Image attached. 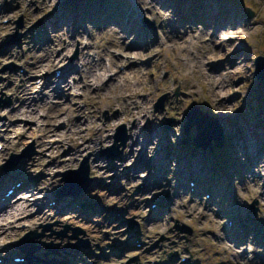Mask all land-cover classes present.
I'll list each match as a JSON object with an SVG mask.
<instances>
[{
    "label": "rangeland",
    "instance_id": "1",
    "mask_svg": "<svg viewBox=\"0 0 264 264\" xmlns=\"http://www.w3.org/2000/svg\"><path fill=\"white\" fill-rule=\"evenodd\" d=\"M76 1L0 0V49L9 43L6 50H0V117L9 126L3 134L9 147L0 152V165L12 169L5 172L3 190L21 180L32 185L30 192L21 189L13 196V201L26 198L28 206L9 227L27 226L18 231L0 232V245L10 243L2 248L3 252L13 256L18 254L19 249L14 243H22L29 235L36 248L32 252L33 264H84V261L124 264L128 257L131 258L127 264H147V260H156V264H177V258L184 253L179 244H185L191 253L187 264H264V161H261L264 159V94L261 84L253 76L255 57L264 55V0H219L215 3L207 0H88L94 15H90L87 4L83 6L79 0L80 15L70 10L66 13V23L62 13ZM132 7L137 8L136 13H141V21L132 19L135 21L133 30L127 31L122 17ZM247 7L254 12L252 18L245 14ZM56 10L61 17L54 24ZM106 12L113 15L112 20H107ZM19 17H22V26L16 33ZM8 18L10 21L5 24L3 20ZM145 19L153 28L145 24ZM39 21L49 26L45 27L39 41H33ZM224 31L231 32V36L221 38ZM18 37L25 50L15 54L17 43L10 39ZM85 39L90 42L89 46ZM124 54L137 57L125 58ZM85 55L90 56L94 67L100 64L107 67L102 77L95 75L101 69L94 73L93 67L87 71V79L82 74L85 67H78L79 74L69 73L66 66L80 64ZM53 59L56 68L64 69L68 74L66 83L72 88H64L65 83L63 88L54 91L50 84L48 87H41L42 81L37 84L43 70L49 72V77L45 75L46 71L42 75L45 82L53 79L49 62ZM198 61L194 69L192 65ZM31 63L43 70L24 74L25 81L21 85L27 84V91L34 85L39 86L36 94L29 91L26 97L17 93L14 85L20 77L18 66L23 73ZM112 75L115 80L105 86L103 80ZM133 75L135 78L131 79ZM80 76V83H77ZM84 84L87 87L81 91ZM177 88L179 94L175 95ZM69 89L83 92V99L69 95ZM164 93L169 94L164 110L155 112L154 103ZM29 97L39 99L23 108L28 111L23 114L21 107ZM73 101L78 104L73 105ZM192 103L216 117L225 136L223 147L212 149L218 156L215 167L218 172L207 177V171L200 173L198 170L201 165L189 167L197 181H204L202 185H206V179L213 181L214 195L210 200L204 199L202 185L195 193L189 192L187 175L181 170L184 164H178L177 174L171 177L163 169L171 165L168 157H165L168 160L165 164L160 152L155 153L158 149L155 142L167 139L170 155L175 156V163H181L184 148L179 150L176 146L184 138L183 116ZM167 118H173V121L166 129L162 125ZM122 124L127 142L123 153L113 160L110 159L113 150L109 149L113 137L109 135ZM157 127L164 130V134L156 132ZM233 127L244 129L253 147L262 154L261 159L257 156L259 153L253 151L248 154L252 160L248 163L233 150L228 159L220 162L219 157L230 150ZM35 128H40L41 134L48 132L46 136L53 141L57 137L53 135H71L74 145L67 142L59 147L53 141L42 143L44 140L39 139L40 134L34 132ZM142 130L146 133L139 144ZM132 133L136 139L132 138ZM256 133L260 135L258 141L254 139ZM195 134L193 127L187 136V146L190 147ZM122 138L121 135L117 143ZM96 140L99 145L95 144ZM52 143L55 145L51 146ZM145 143L153 160L150 171L142 167L147 159V153H143ZM19 154L23 156L17 160ZM85 157L88 158L90 181L77 194H72L76 190L64 184L65 174L60 173L77 168ZM14 160V167L8 165ZM23 164L26 170H22ZM124 168L128 172L119 174ZM36 169L41 172L36 174ZM20 172L23 174L16 179ZM226 181L231 185L227 186ZM34 183L40 190L49 187L51 193L68 192L72 199L66 201V195L58 196V205L48 206L53 199L48 195L39 207L33 204L39 193V189L33 192ZM140 183H144V188L137 190ZM153 196L150 201L157 204L155 208L147 204V197ZM255 201L257 215L251 207ZM80 202L85 205L84 211L81 216L73 215L72 208L76 209ZM63 204L72 208L62 210ZM105 207L110 208L102 210ZM115 207L121 208L122 218L127 216L128 225L133 223L135 228L141 229V241L149 247L146 251L136 250L135 239L129 236L124 224L101 227L100 223H95L109 211H115ZM97 210L102 213L100 217H96L99 215ZM232 215L235 217L234 228L229 232L224 222ZM2 217L0 222L11 219L8 214ZM169 223L173 225L172 230L167 228ZM176 223L179 227L188 226L192 232L178 231L174 227ZM241 223L245 233L239 234L237 230ZM100 228L109 231V235L101 237ZM256 229L261 242L255 248L252 236ZM211 232L218 233L219 237ZM155 237L163 244L162 248L152 242ZM86 240L89 242L87 248L92 252L82 254L83 250L77 249L75 244H83ZM94 243H99L102 252ZM240 249H248V253L240 254ZM94 255L103 256L98 259ZM136 255L138 258L133 259Z\"/></svg>",
    "mask_w": 264,
    "mask_h": 264
},
{
    "label": "bare ground",
    "instance_id": "2",
    "mask_svg": "<svg viewBox=\"0 0 264 264\" xmlns=\"http://www.w3.org/2000/svg\"><path fill=\"white\" fill-rule=\"evenodd\" d=\"M67 13V11L65 12H63L62 14H65V22L67 23V21H68V14H66ZM95 14V13H94ZM93 14V15H94ZM107 15V20H112L113 19V15L112 14H108L107 12L105 13V16ZM60 17H61V15H60ZM59 17V18H60ZM51 20H54V19H50V21ZM224 20V19H223ZM186 23V22H185ZM69 25H71V24H69ZM129 27H130V29L131 30H133V27H134V24H133V22L131 23V24H129ZM125 28H127L126 26H124V29ZM42 33H37V36L36 37H34L32 40L33 41H39L40 40V37L42 36L41 35ZM231 32H228V31H224V32H222L221 33V38H227V37H230L231 36ZM88 45H90V42L88 43ZM8 46H9V43H6L4 46H3V49L4 50H6L7 48H8ZM136 56V55H135ZM137 57V56H136ZM43 59V58H42ZM45 59V58H44ZM81 60H82V65H81V67L82 68H84L85 67V70L83 69V71H82V74L84 73V75H83V78H85V79H87L88 78V75H87V71L89 70V69H91L92 67H93V72L95 73V71L94 70H97L98 68H100L101 69V72L100 73H98V74H96L95 73V75H96V77L97 78H100V77H102L103 75H104V72L107 70V67L105 66V65H102V64H100V65H98V67H94V65H93V61H92V59L90 58V56L89 55H85V56H82L81 57ZM49 62H51V65H50V68L52 69V68H54L55 67V64L53 63V61L52 60H49ZM200 61H198L197 63H195L194 65H192L193 66V68L194 69H196L197 68V64L199 63ZM114 64V66L116 67V65H115V63H113ZM32 65V63L28 66L29 67V69L27 68V71L29 72V73H33L34 71H36L37 69L38 70H40V69H42V68H38V66L39 65H36L35 64V66H36V68H35V66L33 65V66H31ZM49 66V65H48ZM47 66V67H48ZM49 68V67H48ZM37 70V71H38ZM43 70V69H42ZM46 72L47 73H49L47 70H46ZM72 74H73V72H74V70L73 69H71V71H70ZM77 73L79 74V72L77 71ZM114 74H117V73H114ZM123 74H125V73H123ZM82 78V76H80V78L79 79H81ZM133 78H135V75H133V76H131V79H133ZM58 79H64L65 80V72H61V77H59ZM21 80H22V76L20 77V80L18 81V82H15L16 84V86H15V89H17L16 90V92L18 93V92H21V94H23V96H26L27 97V95L29 94L28 93V91H27V87H26V85H20V83H21ZM89 80V79H88ZM97 80H100V79H97ZM113 80H115V78L113 77V75L112 76H109L106 80L104 79L103 80V84L106 86L107 85V82L109 83V82H111V81H113ZM61 82H63V81H61ZM50 83H52L51 81H50ZM50 83H48V84H50ZM66 83V82H65ZM64 83V84H65ZM78 83V82H77ZM67 84V83H66ZM68 85V84H67ZM48 86V85H47ZM46 86V87H47ZM43 87V86H42ZM87 87V85L85 84L84 85V87H82V89L81 90H83L84 91V89ZM36 92H37V89H36ZM39 93L41 94V90H39ZM126 96H128V95H126ZM39 99V98H38ZM38 99H35V98H33L31 101H30V103H28V101L30 100V99H27V103L23 106V107H21V110L23 109V108H25V107H29V106H31V103H33V102H35V101H37ZM31 109H33V108H31ZM23 114H25L26 112H28L27 110H22L21 111ZM29 112H33V111H29ZM86 120V119H85ZM84 120V121H85ZM136 122H137V120H136ZM40 128H35L34 129V132L35 133H37L38 132V130H39ZM41 131H43L42 129H41ZM50 132H52V131H50ZM39 133V132H38ZM40 134V137H39V139H42V140H50V141H53V139H49V138H51L49 135H47L46 136V134H48V132H42V134L41 133H39ZM56 134V133H55ZM111 135H112V133H111ZM53 136H57L56 137V139L55 140H58L59 141V143H60V147H63L65 144H67V142L68 143H70L71 144V146L73 147V145H74V138H72L71 137V135H67L66 133H64L63 135H60V136H58V135H53ZM34 137H36V135L34 136ZM136 135L135 134H133L132 133V138H134V139H136ZM141 138V139H140ZM144 138V135H142L141 133H139V138L138 139H140V140H138V143L140 144V143H142V139ZM42 143H45L44 141H42ZM41 143V144H42ZM264 161V160H263ZM32 166H34V164H31V167ZM21 168H22V170H26V165L25 164H23L22 166H21ZM36 171V174H39L41 171L39 170V169H36L35 170ZM23 173H21L20 172V175H18V176H16V179L19 177V176H21ZM5 176V175H4ZM7 177V175L5 176V178ZM97 177H99V176H97ZM4 178V177H3ZM3 178H1V181L3 182ZM42 180V179H41ZM40 180V184H42V181ZM32 185H30L29 184V182L27 181V180H23V183H21V185H20V188H18V190L20 191L21 189H22V191H24V192H30L31 191V187ZM130 189V188H129ZM53 190H55V188H53ZM50 191H52V189L51 190H49V187H45L44 189H43V191L41 192V195H38V197L37 198H35V200L37 201L36 203L33 201V204H36L37 205V203H42V202H44L45 201V198H46V195H47V193H49ZM27 195H28V193H27ZM66 196H69V195H67L66 194ZM78 198L79 199H82L80 196H78ZM24 199H26V198H24V197H19L17 200H15V201H13L14 200V198H11V197H7V198H5V200H4V203H2L1 205L2 206H6V208H3L2 206V209H1V207H0V219H2L3 217L2 216H5V215H9L10 217L9 218H12V219H14V218H16V217H18L19 215H20V213L21 212H16V211H25V209L27 208V204H26V201L27 200H24ZM29 199V198H28ZM68 200H70V198H68L66 201H68ZM13 201V202H12ZM90 200L89 199H87V202H89ZM81 204L80 205H77L78 207L76 208V209H73L72 208V206H70V205H62V210L64 209V208H67V209H71L72 208V213H73V215H74V213L75 214H77L78 216H81V213H82V211H84V207H85V205H84V203H82V202H80ZM56 205H58V203L56 204ZM110 207H107V208H105V209H109ZM105 209H104V211H105ZM61 210V211H62ZM111 212H112V214H113V216H112V214H111ZM109 211V213H107L106 215H104V216H102L101 217V219H97L96 221H95V223L96 224H98V223H100V224H102L103 226H107V225H111L112 223L115 225V226H117L118 225V223H122L123 222V220H124V218H122L123 216H122V212H120V211H118V210H115V211ZM99 213V215L98 216H96V217H100L101 215H102V213H101V211H99L98 212ZM85 214V213H84ZM110 214V215H109ZM118 215H119V217H121L120 218V220H118ZM107 216H111V217H109V219L107 218ZM164 216L165 215H163V218H164ZM115 226H113V228H115ZM7 228H9V227H6V224H2V225H0V232H4L5 231V229H7ZM130 235H131V233H130ZM132 236V235H131ZM138 242L139 243H141V237H140V235L138 236ZM82 252V254H85L86 253V251L85 250H83V251H81ZM80 251H79V253H81ZM85 252V253H84ZM11 264H15V263H11Z\"/></svg>",
    "mask_w": 264,
    "mask_h": 264
},
{
    "label": "water",
    "instance_id": "3",
    "mask_svg": "<svg viewBox=\"0 0 264 264\" xmlns=\"http://www.w3.org/2000/svg\"><path fill=\"white\" fill-rule=\"evenodd\" d=\"M247 15L249 17L253 16V11L247 8ZM21 21V19H20ZM254 66V76L258 80V82L262 85V93L264 94V55H258L255 57L253 61ZM175 94H178V89H176ZM168 97V93H164L157 98L154 103L155 112L158 110H163L165 101ZM185 123H184V134L187 136L192 127L196 129V136L193 139V143L202 148H210L211 143L214 142L217 147H221L224 140V134L222 131V126L219 123L216 117L211 116L208 111H202L200 107L193 103L188 107V110L185 113ZM173 121L172 118H169L167 122V126ZM123 136L120 143H117L120 140V136ZM114 143L110 146V150H113L111 154L112 157L118 156L126 142V131L125 126L122 124L117 128L115 134L113 136ZM121 147V148H119ZM109 155V154H108ZM87 157L82 161L80 166L76 169H71L66 171L64 180L66 185H70L74 182H88V164ZM254 202L253 204H255ZM254 213L256 214V208L254 207ZM18 247L26 251L25 246H20L19 243L16 244ZM27 258L31 259V254H27Z\"/></svg>",
    "mask_w": 264,
    "mask_h": 264
}]
</instances>
